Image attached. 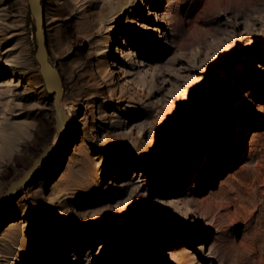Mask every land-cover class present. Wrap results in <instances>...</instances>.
<instances>
[{
  "label": "rangeland",
  "instance_id": "374dc122",
  "mask_svg": "<svg viewBox=\"0 0 264 264\" xmlns=\"http://www.w3.org/2000/svg\"><path fill=\"white\" fill-rule=\"evenodd\" d=\"M42 2L70 141L0 210V264H264V0ZM36 51L0 0V194L59 137Z\"/></svg>",
  "mask_w": 264,
  "mask_h": 264
},
{
  "label": "water",
  "instance_id": "95a60500",
  "mask_svg": "<svg viewBox=\"0 0 264 264\" xmlns=\"http://www.w3.org/2000/svg\"><path fill=\"white\" fill-rule=\"evenodd\" d=\"M31 12L35 20V34L37 38L36 58L40 64V71L44 78L46 88L54 95V108L56 127L59 133L56 143L47 147L37 156L32 165L18 179L14 180L4 193L0 194V210L7 205L17 193L18 187L25 185L38 168L48 162L57 151L58 147L69 132V115L62 108L61 100L64 95L63 78L59 68L54 65L49 56L48 41L44 20V3L42 0H28Z\"/></svg>",
  "mask_w": 264,
  "mask_h": 264
},
{
  "label": "bare ground",
  "instance_id": "6f19581e",
  "mask_svg": "<svg viewBox=\"0 0 264 264\" xmlns=\"http://www.w3.org/2000/svg\"><path fill=\"white\" fill-rule=\"evenodd\" d=\"M44 20H45V19H44ZM92 77H93V80H94V81H93V85H91L90 87L87 88L86 93L90 92L92 89H94V87H96L97 89H103V93H106V90H104V88H106V84H107V76L104 75V74H103V75L100 74V72L98 71V69H94V70L92 71ZM10 84L14 85V84H16V82L11 81ZM93 86H94V87H93ZM109 90H110V92L107 93L106 95H107L109 98L116 97V96H115V92H114V90H112V88H110V86H109ZM227 101H230V100H227ZM227 101L218 100V103H215V104H213V105L210 104V105H209V108H211V109H220V106H219V105H228V103L225 104V102H227ZM61 103L64 104L62 100H61ZM63 106H64V108H65V104H64ZM70 107H71V109H72V105H70ZM62 108H63V107H62ZM209 112L212 113V114H214V111H213V110H210ZM72 113H73V112H72L71 110H69V111L67 112L68 115H71ZM217 115H218V117H219L220 119H222L223 121H228V120H230L229 116H222V117H221L220 114H217ZM69 141H70V138H69V137H65V138H64V141H63L62 144H61V146L59 147V149H58L55 153L57 154V153H60V152H64V151L66 150V148L68 147ZM170 149H171V148H167V149H166V152L170 151ZM189 149H192V148L189 147ZM143 161L145 162V161H147V160L144 159Z\"/></svg>",
  "mask_w": 264,
  "mask_h": 264
}]
</instances>
